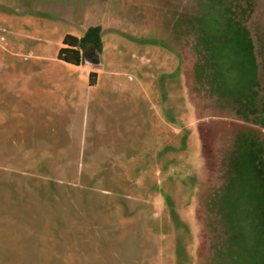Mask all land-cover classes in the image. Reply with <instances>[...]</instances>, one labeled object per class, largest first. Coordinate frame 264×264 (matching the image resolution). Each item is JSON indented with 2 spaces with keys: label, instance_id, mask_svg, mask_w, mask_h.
Returning <instances> with one entry per match:
<instances>
[{
  "label": "rangeland",
  "instance_id": "rangeland-1",
  "mask_svg": "<svg viewBox=\"0 0 264 264\" xmlns=\"http://www.w3.org/2000/svg\"><path fill=\"white\" fill-rule=\"evenodd\" d=\"M0 264H264V0H0Z\"/></svg>",
  "mask_w": 264,
  "mask_h": 264
},
{
  "label": "trees",
  "instance_id": "trees-1",
  "mask_svg": "<svg viewBox=\"0 0 264 264\" xmlns=\"http://www.w3.org/2000/svg\"><path fill=\"white\" fill-rule=\"evenodd\" d=\"M62 43L63 46L58 50L57 58L70 64L79 65L85 60L83 51L85 43H90L97 52L101 51V27L99 25L90 26L80 37L66 34ZM89 82L90 84L95 82V73H90Z\"/></svg>",
  "mask_w": 264,
  "mask_h": 264
},
{
  "label": "water",
  "instance_id": "water-1",
  "mask_svg": "<svg viewBox=\"0 0 264 264\" xmlns=\"http://www.w3.org/2000/svg\"><path fill=\"white\" fill-rule=\"evenodd\" d=\"M89 49H90L91 52H90L88 57H87V52L84 51L85 60L88 61V62H95L96 59H97V55L95 54L96 50H94V48L93 49L89 48Z\"/></svg>",
  "mask_w": 264,
  "mask_h": 264
},
{
  "label": "flooded vegetation",
  "instance_id": "flooded-vegetation-1",
  "mask_svg": "<svg viewBox=\"0 0 264 264\" xmlns=\"http://www.w3.org/2000/svg\"><path fill=\"white\" fill-rule=\"evenodd\" d=\"M244 28L246 29V27L244 26ZM89 48H91V47H84V50L83 51H86L87 52V57L89 56V54H90V49ZM213 59V58H212Z\"/></svg>",
  "mask_w": 264,
  "mask_h": 264
},
{
  "label": "crops",
  "instance_id": "crops-1",
  "mask_svg": "<svg viewBox=\"0 0 264 264\" xmlns=\"http://www.w3.org/2000/svg\"><path fill=\"white\" fill-rule=\"evenodd\" d=\"M95 25H99V26H100V23H99V24H91V25H87L86 28H85V30H86L88 27H90V26H95Z\"/></svg>",
  "mask_w": 264,
  "mask_h": 264
}]
</instances>
